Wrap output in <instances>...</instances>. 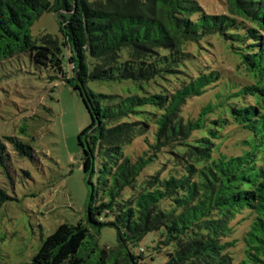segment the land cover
<instances>
[{
    "label": "trees",
    "instance_id": "obj_1",
    "mask_svg": "<svg viewBox=\"0 0 264 264\" xmlns=\"http://www.w3.org/2000/svg\"><path fill=\"white\" fill-rule=\"evenodd\" d=\"M220 2L212 13L197 0H0V60L28 54L71 85L90 116L77 137L90 185L85 221L59 224L24 264H145L133 248L157 230L166 264H264V0ZM46 11L58 18L67 63L58 39L30 34ZM212 38L249 80L207 61ZM124 80L135 93L87 87ZM210 89L196 116L186 114ZM229 124L244 134L239 155L219 148ZM141 138L133 158L125 148ZM4 150L0 141V163ZM7 199L0 188V206ZM244 211L252 219L236 258L232 222ZM103 226L116 230V245L98 246Z\"/></svg>",
    "mask_w": 264,
    "mask_h": 264
},
{
    "label": "rangeland",
    "instance_id": "obj_2",
    "mask_svg": "<svg viewBox=\"0 0 264 264\" xmlns=\"http://www.w3.org/2000/svg\"><path fill=\"white\" fill-rule=\"evenodd\" d=\"M52 2L53 0H49ZM208 12L223 10L220 0H197ZM33 38L50 34L62 43L58 18L52 11L43 12L30 26ZM212 44H217L214 38ZM208 53L207 61L216 62L224 72L237 82L249 80L235 59L218 44ZM62 57L67 63L69 48L61 44ZM246 80V81H245ZM94 94L126 96L135 93L132 82L88 81ZM216 89L191 99L185 113L195 117L199 108L213 98ZM90 122V116L71 85L49 68L35 65L28 54H18L0 60V141L5 146L4 160L0 163V188L9 196L0 206V264L28 263L37 252L42 240L56 227L68 222L85 221L90 185L83 172L81 149L77 137ZM240 128L229 124L223 130L219 148L227 155L243 152ZM28 147L17 151L13 141ZM143 138L125 148L133 158L146 148ZM239 142V143H238ZM158 164L155 160L140 174H150ZM92 182L98 191L96 176ZM128 191L126 190V193ZM106 221L110 216H103ZM252 219L248 211L232 222L235 246L234 256L239 258L243 243L239 239ZM160 231L148 232L133 248L142 252L145 264H166L164 247L159 246ZM100 248L117 243L116 230L103 226L96 238Z\"/></svg>",
    "mask_w": 264,
    "mask_h": 264
}]
</instances>
